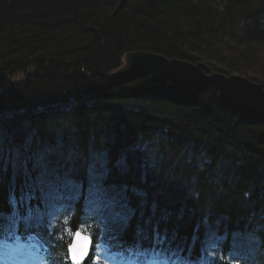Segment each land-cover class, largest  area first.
Instances as JSON below:
<instances>
[{
    "label": "trees",
    "instance_id": "16d2710c",
    "mask_svg": "<svg viewBox=\"0 0 264 264\" xmlns=\"http://www.w3.org/2000/svg\"><path fill=\"white\" fill-rule=\"evenodd\" d=\"M133 51L264 87V0H0V241L46 264H69L76 230L124 255L264 264V123L214 89L110 82Z\"/></svg>",
    "mask_w": 264,
    "mask_h": 264
},
{
    "label": "water",
    "instance_id": "95a60500",
    "mask_svg": "<svg viewBox=\"0 0 264 264\" xmlns=\"http://www.w3.org/2000/svg\"><path fill=\"white\" fill-rule=\"evenodd\" d=\"M135 78H145L146 88L167 82L174 92L190 90L198 93L214 89L218 101L223 106L242 113L246 119L264 123V87L241 76L214 72L205 63L192 64L168 59L156 53L133 51L125 54L122 66L107 76L111 82ZM78 235L79 233H75L68 247V255L73 264H78L72 251L76 244L80 243V240H77ZM83 237L85 236H81V240ZM88 240L90 246V239Z\"/></svg>",
    "mask_w": 264,
    "mask_h": 264
},
{
    "label": "rangeland",
    "instance_id": "374dc122",
    "mask_svg": "<svg viewBox=\"0 0 264 264\" xmlns=\"http://www.w3.org/2000/svg\"><path fill=\"white\" fill-rule=\"evenodd\" d=\"M247 79V78H246ZM1 88V87H0ZM20 246V244H18V247ZM20 248H22L20 246ZM25 250V248H22ZM18 255H21L20 257L21 258H17L18 261L20 259L21 263L20 264H29V260L30 258L29 257H26L24 255H22L21 253H18ZM93 257L94 259L92 260V264H98L99 261L103 260V262L105 264H141V263H135L134 261L132 260H120V258H118V256H113V255H107V256H103L101 253H100V250L99 248H95L94 249V252H93ZM15 260H13L14 262ZM7 263L10 264L7 260ZM143 264H162L161 262L157 263V262H154L152 260H148L147 262L143 263Z\"/></svg>",
    "mask_w": 264,
    "mask_h": 264
},
{
    "label": "snow or ice",
    "instance_id": "6c2138e0",
    "mask_svg": "<svg viewBox=\"0 0 264 264\" xmlns=\"http://www.w3.org/2000/svg\"><path fill=\"white\" fill-rule=\"evenodd\" d=\"M81 236V233L77 236V240H80V243L76 244L72 251L78 264H81V261H85L86 264L87 258L91 255V247L89 246L88 238L83 237L81 240Z\"/></svg>",
    "mask_w": 264,
    "mask_h": 264
},
{
    "label": "bare ground",
    "instance_id": "6f19581e",
    "mask_svg": "<svg viewBox=\"0 0 264 264\" xmlns=\"http://www.w3.org/2000/svg\"><path fill=\"white\" fill-rule=\"evenodd\" d=\"M198 63H202V62H198ZM225 107V106H224ZM229 109V108H228ZM233 111V110H232ZM235 112V111H234ZM24 115V114H23ZM251 119H249V121H250ZM252 121H255V120H252Z\"/></svg>",
    "mask_w": 264,
    "mask_h": 264
}]
</instances>
